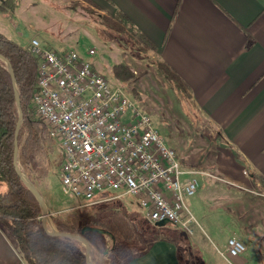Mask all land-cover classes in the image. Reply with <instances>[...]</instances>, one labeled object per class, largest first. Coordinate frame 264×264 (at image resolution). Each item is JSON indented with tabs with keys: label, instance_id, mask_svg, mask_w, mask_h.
I'll return each mask as SVG.
<instances>
[{
	"label": "crops",
	"instance_id": "crops-1",
	"mask_svg": "<svg viewBox=\"0 0 264 264\" xmlns=\"http://www.w3.org/2000/svg\"><path fill=\"white\" fill-rule=\"evenodd\" d=\"M84 2L111 17L119 12L123 14L154 46L151 50L161 62L185 82L190 102L201 117L215 127V134L222 142L215 146L216 170L225 175V180L213 174L215 169H195L194 165L199 163H190L187 156L179 160L183 169L194 172L192 176L198 178L201 171L207 176L213 174L211 177L219 180L215 187L234 190L232 194L226 191L213 195L212 218L220 222L218 226H222L223 220L228 221L222 212L225 209L222 200L237 199L242 209H246L249 199L261 207V199H264V0ZM5 18L1 15L0 32L27 44L33 37L30 28L35 27L30 23L24 31L21 25H26L18 19L20 29L17 31L11 25V20L16 19L12 17L9 22ZM244 214L241 212L237 218H245ZM260 214L262 217V211ZM248 225H244V231L237 223L230 224L225 244L228 238L236 236L251 248ZM155 227L167 228L166 236L152 240L144 254L127 264H247L246 254L224 259L227 263L219 262L195 248L194 241L183 238L185 230L171 231L168 224ZM257 233L264 237V225L263 232ZM183 245L189 250L188 261L180 252ZM21 260L13 241L0 225V264H21Z\"/></svg>",
	"mask_w": 264,
	"mask_h": 264
},
{
	"label": "built area",
	"instance_id": "built-area-1",
	"mask_svg": "<svg viewBox=\"0 0 264 264\" xmlns=\"http://www.w3.org/2000/svg\"><path fill=\"white\" fill-rule=\"evenodd\" d=\"M11 25L20 29L14 19ZM26 45L38 61L36 113L63 154L60 185L78 201L65 211L131 198L152 226L167 221L192 235L196 218L186 198L197 193L199 180L182 168L176 151L124 85L109 81L74 49L58 52L37 36ZM95 54L88 50L89 56ZM49 209L51 219L64 212ZM247 250L241 238L232 236L220 253L229 259ZM21 264L28 263L22 259Z\"/></svg>",
	"mask_w": 264,
	"mask_h": 264
},
{
	"label": "rangeland",
	"instance_id": "rangeland-1",
	"mask_svg": "<svg viewBox=\"0 0 264 264\" xmlns=\"http://www.w3.org/2000/svg\"><path fill=\"white\" fill-rule=\"evenodd\" d=\"M15 2V12L10 10L7 15L2 14V17H6L5 19L9 22L12 17L17 22H24L26 26L21 25L24 31L31 23L35 28H30L32 30L30 36H37L38 32L41 33L37 37L43 43L44 40L47 41V44H44L58 52L74 49L82 56L89 58L94 67L109 81L120 82L124 85L128 94L150 115L153 125L162 135L165 144L176 151L179 159H185L187 156L190 163H199L194 165V168L197 167L195 169H206L205 171L215 169L213 174L220 175L219 179H226L225 175L219 174L216 170L215 146L220 143L222 145V142L215 134V127L201 117L189 98L175 90L172 83L162 76L159 71L161 59L155 51H140L133 38L106 27L104 24L106 20L103 16L107 15L86 4L84 0H15ZM6 32L10 36L9 31L6 30ZM91 48L96 50L94 56L88 55V50ZM120 64L128 65L134 71L135 78L125 81L115 78L113 67ZM35 114L38 118L36 112ZM60 154H62L60 149L55 145L51 157L50 174L38 183V190L48 205H51L56 212L64 211L61 215L52 217L55 227L56 220L67 215L79 214L83 209L82 207L74 212L65 211L67 207L78 204V201L71 196H66L62 191L59 179L60 163L57 160ZM213 174L207 176L201 171V174L197 176L200 184L197 193L186 198L187 205L196 218V224L193 225L194 233L188 235L185 231L182 234L183 238L194 241L197 246H193L197 247L201 253L219 262L227 263L220 251H223L226 246L225 239L231 229L230 224L237 223L239 229L243 227L244 231V225L249 224L248 233L250 234L248 236H250L252 245L249 248L248 243L245 242L247 249L250 250H247L249 253H245V260L247 264H264V237H260L257 233L259 230L263 232L264 199H261V207L247 199L246 209H242V204H239L237 199L222 200L221 203L225 208L222 212L228 221L223 220L222 226H218L220 222L212 218L215 203L213 195L226 191L232 194L234 190L222 186L215 187L219 180L212 178ZM112 192L116 194L120 191L113 190ZM131 201V198H126L124 201L115 202L121 208L138 214V217L144 221ZM243 211L246 217L237 218ZM260 211H262V217ZM141 226L146 230L143 239L147 245L152 240L167 234V228L164 227L156 229L148 223H142ZM168 226L171 231L182 230L172 224ZM168 233L172 235V232ZM106 243L111 248L112 237L106 236ZM180 252L188 261L187 252L189 250L186 245L180 247ZM97 261L99 264H104L102 253L98 254Z\"/></svg>",
	"mask_w": 264,
	"mask_h": 264
},
{
	"label": "trees",
	"instance_id": "trees-1",
	"mask_svg": "<svg viewBox=\"0 0 264 264\" xmlns=\"http://www.w3.org/2000/svg\"><path fill=\"white\" fill-rule=\"evenodd\" d=\"M15 8V0L0 1V15H7ZM103 17L106 27L133 38L140 51L154 48L120 12L115 17ZM0 54L12 65L24 114L18 137L19 164L29 180L38 187L39 181L50 174L55 146L45 123L35 114L33 96L37 89L38 61L26 44L1 32ZM159 71L175 90L186 98L191 97L185 82L166 63H159ZM113 73L115 78L124 81L135 78L128 65L113 67ZM18 120L14 83L6 62L0 59V225L28 264H87L86 248L81 242L52 236L45 231L39 219L41 205L16 172L14 153ZM62 159L63 154H60L57 158L60 165ZM113 201L84 206L79 214L55 221L61 232L80 233L84 226L106 231V234L90 231L84 235L91 244L95 264H99V253L103 254L104 264H127L148 249L143 239L146 230L141 226L148 222L141 220L138 214L121 208L115 202L118 200ZM109 234L114 239L111 248L106 243Z\"/></svg>",
	"mask_w": 264,
	"mask_h": 264
},
{
	"label": "water",
	"instance_id": "water-1",
	"mask_svg": "<svg viewBox=\"0 0 264 264\" xmlns=\"http://www.w3.org/2000/svg\"><path fill=\"white\" fill-rule=\"evenodd\" d=\"M0 59L5 61L8 68H9V71H10V74H11V77H12V80L14 83V87H15V98H16V102H17V106H18V112H19V120L17 122L16 131H15L14 164H15L16 172L21 177V179L25 183V185L34 194V196L37 198L38 202L41 205V214L43 216L41 220H42L43 227H44L45 231L52 236L71 238L73 240H77V241L81 242L84 245V247L86 248V262H87V264H95V262L92 259L91 244L84 235L90 231L106 234V231L104 229H101L98 227H93V226H84L80 233H71V232L59 231L55 227L53 220L50 218V209H49V205H48L46 199L41 194V192L38 190V187L29 180V178L26 176L25 172L23 171L22 167L19 164V141H18V137H19V132H20L22 123H23L24 114H23V110L21 108L20 92H19V89L17 86V81H16V77H15V73H14V70L12 68V65L1 54H0ZM166 224H168L167 221H162V222H159L157 224V226H164ZM109 235L113 239V236L111 234H109Z\"/></svg>",
	"mask_w": 264,
	"mask_h": 264
}]
</instances>
